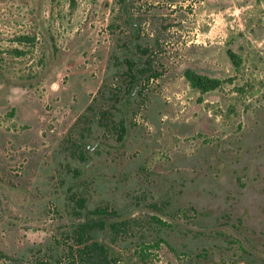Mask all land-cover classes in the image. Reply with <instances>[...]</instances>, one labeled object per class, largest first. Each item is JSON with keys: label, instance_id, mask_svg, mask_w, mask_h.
Segmentation results:
<instances>
[{"label": "rangeland", "instance_id": "obj_1", "mask_svg": "<svg viewBox=\"0 0 264 264\" xmlns=\"http://www.w3.org/2000/svg\"><path fill=\"white\" fill-rule=\"evenodd\" d=\"M83 215L117 264H264V0H0V264Z\"/></svg>", "mask_w": 264, "mask_h": 264}, {"label": "trees", "instance_id": "obj_2", "mask_svg": "<svg viewBox=\"0 0 264 264\" xmlns=\"http://www.w3.org/2000/svg\"><path fill=\"white\" fill-rule=\"evenodd\" d=\"M228 56L232 63L237 66L239 64L238 55L232 50L227 51ZM127 71L130 75V80L138 84L142 76L144 75V69H142V65L137 63L136 65L127 58ZM136 67V68H135ZM184 76L189 82V84L199 90L201 93H205L210 90H214L218 88L222 80L209 77L205 74H201L192 69H186L184 71ZM120 128L122 132H124L123 122H120ZM78 157L81 160L85 159V154L83 149L78 150ZM73 196L77 197L75 202L78 207L82 210L85 207V200L82 196H79L77 191L73 192ZM94 215H100L103 213H107L105 208H95L92 210ZM110 231L114 235L125 233L127 228L129 227V223L124 221L121 223L110 222L108 224ZM106 228V221L103 217H88L86 218L83 215V220L77 222L76 224L70 226L65 232L66 241H70L67 245V250L61 254H64V257H67L69 261L68 264H117L119 262V258L114 254L111 247L98 240L95 236V232L101 229ZM55 258V264L60 263V259L62 255ZM51 262H46L44 260H40L37 264H50Z\"/></svg>", "mask_w": 264, "mask_h": 264}]
</instances>
